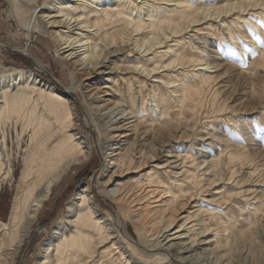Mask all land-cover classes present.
<instances>
[{
    "label": "bare ground",
    "instance_id": "bare-ground-1",
    "mask_svg": "<svg viewBox=\"0 0 264 264\" xmlns=\"http://www.w3.org/2000/svg\"><path fill=\"white\" fill-rule=\"evenodd\" d=\"M8 1L21 28L54 45L75 84L61 90L57 79L19 69L0 75V184L15 174L9 125L25 122L36 141L9 219H0V264H16L44 203L93 158L76 92L106 164L102 182L76 194L38 264H156L160 252L181 264H264V0ZM219 71L252 84L242 113L255 117L234 122L245 115L223 105ZM184 143L199 155L173 150ZM95 193L116 205L112 219Z\"/></svg>",
    "mask_w": 264,
    "mask_h": 264
},
{
    "label": "rangeland",
    "instance_id": "rangeland-1",
    "mask_svg": "<svg viewBox=\"0 0 264 264\" xmlns=\"http://www.w3.org/2000/svg\"><path fill=\"white\" fill-rule=\"evenodd\" d=\"M21 27L22 26L14 15L10 2L8 0H0V44L4 46V48H0V75L8 74L12 72V70L14 71L15 69H19L32 71L39 80H43L45 83L53 82L56 85L54 80L57 79L56 86L61 90L66 89L69 85L75 84V80L71 77L70 72L59 64L54 51V45L46 43V39L41 37L39 34L33 33L29 35L26 27H24V29ZM23 49H27V52ZM230 62L234 63L233 60ZM219 72H221V74H219L220 77L219 79H216L214 83L217 84L220 81H224L228 87V89L223 91L220 95L221 98L225 99V104L223 105L226 109L238 112L233 113V115H245L239 117L233 116L235 118L234 122L237 121V123L240 124L238 120L247 119L246 117H255V115H257L256 113H251L249 115L246 113L247 111L242 113L243 110L249 109L247 108L248 104L251 106L249 92H251L252 84L250 82L246 83L247 80L237 81L238 77L231 73L224 76L222 73L223 71ZM256 74L257 73L252 76H255ZM83 89V93L86 92V90ZM258 90H264V88L260 85ZM72 98V101L76 105L75 112L77 113L78 124L80 125L78 128L83 132L80 137H82V140L88 141L90 144L91 149H93L94 152L93 158L91 159L90 164L86 167L81 169H78V166L72 167L68 176L61 181L59 187L52 193V195H50V199L44 203L35 225L29 230V234L23 243L21 252L16 259V264H38V262H40V256L43 255L45 245L54 236L57 226L63 221V219L65 221L67 208L75 199L76 194H79L82 189L88 185H91L94 190V185L97 181L102 182L101 169L106 162L102 160L99 154L96 143L97 136L92 131L89 111L87 107H85V101L79 92H76ZM257 117L262 118L264 121L263 116L258 115ZM185 118L186 117L182 118L184 126H186L184 123ZM260 124L262 123H259V125ZM209 125L213 126L214 124L212 123ZM224 125L225 124L223 123V126ZM8 128L9 130L6 129L8 139V156L10 165L15 174H12L6 181H2L0 184V219L3 221H7L9 219L14 198L18 193V182L25 167V160L28 153L36 145V141L34 139L31 141V138H33V132L26 129L25 122L20 120L17 127L12 124L9 125ZM220 130L223 133L224 129L222 124L220 126ZM262 139H264V136H262ZM149 143H151L150 138H148L146 144ZM204 144L205 143L196 141L194 143V147L202 150H208V146ZM241 145L242 147H246L247 144ZM183 146H185V149H182ZM183 146H178V144H176L173 146V150L175 148V150L180 151L182 154H187V156L191 157V160L199 155V152L190 149V143H184ZM216 147L217 145H215V148ZM188 149H190V154L188 153ZM261 149L264 151V146L261 147ZM225 192H230L232 194L238 191L236 188L230 187L226 189ZM95 196L101 206L103 216H105V218L109 217L112 219L115 214V209H117L114 202L108 198L100 197L96 193ZM239 205L240 207L235 209V213H233L238 218H240V209L244 206L243 203H240ZM18 228V224L12 228L14 235L18 234ZM124 230L127 232L129 237L131 236L134 242H138L131 223L125 222ZM262 239H264V236L263 238H258V241L260 242ZM131 246H134V244L131 243ZM135 249H132V253L135 257L139 259H146V257L135 251ZM158 254L159 255L154 257L156 264H170L173 262L174 264H181L178 263L177 260L167 259V257H165V252H160Z\"/></svg>",
    "mask_w": 264,
    "mask_h": 264
}]
</instances>
